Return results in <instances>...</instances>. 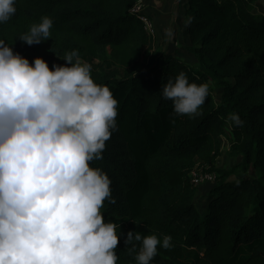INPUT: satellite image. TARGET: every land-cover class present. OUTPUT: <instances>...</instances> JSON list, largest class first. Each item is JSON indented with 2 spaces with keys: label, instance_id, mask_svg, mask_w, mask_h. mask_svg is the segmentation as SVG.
<instances>
[{
  "label": "trees",
  "instance_id": "obj_1",
  "mask_svg": "<svg viewBox=\"0 0 264 264\" xmlns=\"http://www.w3.org/2000/svg\"><path fill=\"white\" fill-rule=\"evenodd\" d=\"M135 2L16 0L0 39L30 64L39 57L50 69L78 51L94 81L118 101L117 131L106 141L103 159L90 162L111 180L115 202L105 200L101 212L105 222L120 226L117 264H135L124 244L129 231L172 237L173 247L158 246L151 264H189L185 248L199 254L197 264H231L240 246L257 240L240 264H264V0L182 1L184 23L193 18L184 33L196 69L159 52L142 65L150 36L130 11ZM42 16L53 20L51 37L31 46L20 41ZM181 71L189 82L220 89L217 101L209 89L195 117L175 115L160 93ZM234 113L243 127L232 124ZM227 123L231 148L240 155L237 167L250 177L232 180V170L214 166ZM195 166L216 175L203 211L195 206L198 190L188 176Z\"/></svg>",
  "mask_w": 264,
  "mask_h": 264
},
{
  "label": "clouds",
  "instance_id": "obj_2",
  "mask_svg": "<svg viewBox=\"0 0 264 264\" xmlns=\"http://www.w3.org/2000/svg\"><path fill=\"white\" fill-rule=\"evenodd\" d=\"M16 11V0H0V25ZM52 27L42 16L18 39L40 44ZM10 45L0 39V264H117L120 226L101 212L105 200L115 202L111 180L90 162L103 159L117 131L118 101L94 81L78 51L50 69L39 57L30 64ZM160 93L175 115L191 118L200 114L209 86L189 82L181 71ZM230 120L244 125L238 114ZM124 236L135 264H151L158 246L173 247L169 235Z\"/></svg>",
  "mask_w": 264,
  "mask_h": 264
},
{
  "label": "rangeland",
  "instance_id": "obj_3",
  "mask_svg": "<svg viewBox=\"0 0 264 264\" xmlns=\"http://www.w3.org/2000/svg\"><path fill=\"white\" fill-rule=\"evenodd\" d=\"M176 1L177 5H174L173 12L169 14V17L161 15L162 18L159 20H155V18L151 19L154 28V35L150 37V44L143 52L140 61L142 65L148 66L152 53L159 52L172 54L173 56L185 61L190 67L194 69L197 68L196 59L186 50L187 38L184 33L185 23L182 15L183 0ZM143 5L144 9H146V0H143ZM145 13L147 14V12ZM168 29H171V35L168 34ZM208 86L214 99L217 101L220 95V89L213 83H208ZM226 129L227 132L223 134L220 139V155L216 159L214 166L217 169L232 170V176L230 177L232 180H237L241 177H250V172L248 174L246 170L241 169V167H237V164L240 162V155L231 148L230 135L228 136L230 129L228 123ZM211 186L212 185L210 183H202L197 186L198 192L195 197V206L199 211H203V209H205L206 195ZM259 242L260 240H257L240 246L237 253L232 258L231 264H240L249 256L253 248H255ZM188 254L190 253L185 252L183 255V261L189 264H197L199 254L197 252H194L193 256H188Z\"/></svg>",
  "mask_w": 264,
  "mask_h": 264
},
{
  "label": "built area",
  "instance_id": "obj_4",
  "mask_svg": "<svg viewBox=\"0 0 264 264\" xmlns=\"http://www.w3.org/2000/svg\"><path fill=\"white\" fill-rule=\"evenodd\" d=\"M131 13L137 17L143 24V27L147 34L152 37L154 35V28L151 22V18L145 13L143 0H136L131 8ZM189 180L194 186H198L202 183H213L216 179L215 173L208 172L203 167L195 166L189 171Z\"/></svg>",
  "mask_w": 264,
  "mask_h": 264
},
{
  "label": "crops",
  "instance_id": "obj_5",
  "mask_svg": "<svg viewBox=\"0 0 264 264\" xmlns=\"http://www.w3.org/2000/svg\"><path fill=\"white\" fill-rule=\"evenodd\" d=\"M146 2L145 12H147L151 19L155 18V20L161 19V15L169 17V14L173 12L174 5L177 3L176 0H146ZM192 250L193 249L185 248L184 253L187 251L191 253Z\"/></svg>",
  "mask_w": 264,
  "mask_h": 264
}]
</instances>
